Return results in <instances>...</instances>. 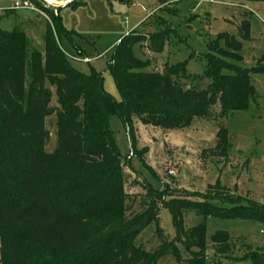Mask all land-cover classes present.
<instances>
[{
    "label": "trees",
    "instance_id": "obj_1",
    "mask_svg": "<svg viewBox=\"0 0 264 264\" xmlns=\"http://www.w3.org/2000/svg\"><path fill=\"white\" fill-rule=\"evenodd\" d=\"M30 1L49 19L42 53L28 52L23 30H0V264H159L167 257L180 263L179 245L190 255L185 264H206L207 217L264 224L263 205L242 204L241 197L216 181L193 195L198 200L170 197L164 202L174 228L171 240L158 227L154 251L136 246L133 239L151 221L158 222L156 199L165 193L149 186L148 207L128 213L129 196L123 189L128 159L120 154L108 123L113 115L121 119L134 151L133 115L146 125L182 129L194 118H209L215 106L219 117L246 111L256 98L250 73H261L264 67L244 69L226 59L239 58L241 41L249 39L248 20L239 22L238 38L220 33L207 44L203 57L210 83L196 89L175 80L186 75L188 59L157 72L146 70L149 62L134 55V46L142 44L162 52L167 37L175 34L156 16L163 29L141 31L146 18L110 50L107 70L120 96L116 101L104 90L100 73L85 75L70 65L58 41L60 34L69 33L58 11ZM79 4L72 0L67 6ZM50 88L58 105L56 146L46 152ZM225 134L218 129V144ZM184 211L201 221L185 228ZM210 240L216 253L229 251L227 231H215ZM248 258L251 264H264L262 254Z\"/></svg>",
    "mask_w": 264,
    "mask_h": 264
},
{
    "label": "rangeland",
    "instance_id": "obj_2",
    "mask_svg": "<svg viewBox=\"0 0 264 264\" xmlns=\"http://www.w3.org/2000/svg\"><path fill=\"white\" fill-rule=\"evenodd\" d=\"M66 1V0H61ZM15 0H0V30L12 31L15 20L25 21L17 29L30 33L28 52H43V29L49 22L44 12L13 9ZM82 4L60 8L62 24L69 33L58 37L62 49L72 58L70 65L85 75L100 73L103 88L116 101L120 96L107 70L110 50L117 39L135 29L146 18L141 31L155 32L163 28L153 17L165 20L175 34L169 35L160 53L149 51L144 44L134 46V55L149 62L146 70L163 72L164 68L186 62V75L175 79L184 88H206L210 80L205 76L207 44L220 33L238 38L237 26L249 22V39L241 41L238 59L229 63L252 70L264 67V1L255 0H77ZM54 4V3H52ZM57 5V4H56ZM57 12V11H56ZM30 24V25H29ZM29 25V26H27ZM28 29V30H27ZM222 47L223 44L221 43ZM90 61L86 62L83 59ZM224 73H230L222 70ZM256 91L246 111L225 117L218 116V107L212 108L207 119L194 118L182 129H166L146 125L133 115L135 149L130 150L129 138L123 123L116 115L109 117V129L116 146L128 159L124 167L123 189L128 194V213L145 210L150 202L149 186L165 193L158 201V222L150 224L134 239L136 246L152 252L159 245L156 230L159 227L166 240L174 237L171 217L164 207L170 197L198 200L194 194L204 193L209 184L219 181L242 204L254 202L264 206V71L250 73ZM49 107L52 112L45 118L46 152L56 146L57 108L54 89L50 88ZM137 125V127H136ZM226 131L225 140L218 144L219 128ZM154 198H157L154 197ZM184 227L190 228L201 221L194 212H183ZM206 264H251V254L264 255V224L253 220L206 218ZM217 230L229 235V251L218 254L210 237ZM197 251L196 248L192 249ZM182 262L171 257L159 264H185L189 253L179 245Z\"/></svg>",
    "mask_w": 264,
    "mask_h": 264
},
{
    "label": "built area",
    "instance_id": "obj_3",
    "mask_svg": "<svg viewBox=\"0 0 264 264\" xmlns=\"http://www.w3.org/2000/svg\"><path fill=\"white\" fill-rule=\"evenodd\" d=\"M13 9L17 10V9H28L31 11H38L39 13H41L38 8L35 6V4H33L30 0H15L14 4H13ZM43 14V13H41ZM72 58V57H70ZM84 61L87 62L86 59H83Z\"/></svg>",
    "mask_w": 264,
    "mask_h": 264
},
{
    "label": "crops",
    "instance_id": "obj_4",
    "mask_svg": "<svg viewBox=\"0 0 264 264\" xmlns=\"http://www.w3.org/2000/svg\"><path fill=\"white\" fill-rule=\"evenodd\" d=\"M51 1H54V2H52V3H54V5H60V4H62L64 1H61V0H51ZM18 10V9H17ZM9 11H16V10H14V9H9ZM55 13H56V11H55ZM58 13H60V12H58ZM46 15V14H45ZM60 15V14H59ZM47 16V15H46ZM48 18V17H47ZM15 28H16V26H18V25H24V26H26V23H25V21H21L20 20V22H19V19L17 18L16 20H15ZM143 22V21H142ZM30 25V24H29ZM29 25H27V26H29ZM137 27H139V25L137 26ZM136 27V28H137ZM25 29H26V27H25ZM23 30L25 33H26V35L28 36V37H30V33H32V31H33V29H31V30H29V31H26V30ZM28 30V29H27ZM44 30H45V28L43 29V33H44ZM118 40V39H117ZM117 42V41H116ZM61 46V45H60ZM65 52V51H64ZM66 53V52H65ZM67 54V53H66ZM69 56V55H68ZM70 57V56H69ZM84 59H86L87 60V62H89L90 60L89 59H87V58H84ZM136 127H137V125H136Z\"/></svg>",
    "mask_w": 264,
    "mask_h": 264
},
{
    "label": "water",
    "instance_id": "obj_5",
    "mask_svg": "<svg viewBox=\"0 0 264 264\" xmlns=\"http://www.w3.org/2000/svg\"><path fill=\"white\" fill-rule=\"evenodd\" d=\"M41 4H43L45 7L51 8L54 11H59L60 8H63L65 6H67L72 0H66L65 2H63L60 5H54L50 2H48L47 0H38Z\"/></svg>",
    "mask_w": 264,
    "mask_h": 264
},
{
    "label": "bare ground",
    "instance_id": "obj_6",
    "mask_svg": "<svg viewBox=\"0 0 264 264\" xmlns=\"http://www.w3.org/2000/svg\"><path fill=\"white\" fill-rule=\"evenodd\" d=\"M47 1L50 2V3L54 2V1H51V0H47Z\"/></svg>",
    "mask_w": 264,
    "mask_h": 264
}]
</instances>
